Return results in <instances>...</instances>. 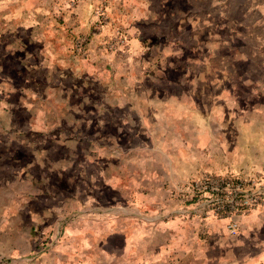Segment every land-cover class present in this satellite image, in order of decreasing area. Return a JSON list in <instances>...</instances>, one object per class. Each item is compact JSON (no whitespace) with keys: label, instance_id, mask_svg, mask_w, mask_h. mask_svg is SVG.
Returning a JSON list of instances; mask_svg holds the SVG:
<instances>
[{"label":"rangeland","instance_id":"1","mask_svg":"<svg viewBox=\"0 0 264 264\" xmlns=\"http://www.w3.org/2000/svg\"><path fill=\"white\" fill-rule=\"evenodd\" d=\"M263 226L264 0H0V264H264Z\"/></svg>","mask_w":264,"mask_h":264},{"label":"built area","instance_id":"2","mask_svg":"<svg viewBox=\"0 0 264 264\" xmlns=\"http://www.w3.org/2000/svg\"><path fill=\"white\" fill-rule=\"evenodd\" d=\"M204 188L206 189L207 188V185L204 186ZM210 190L213 194H216L218 195L219 191H220V185L218 186H215V187H210ZM225 191H227V194L228 195H231L233 197V201H235V199L237 198H241L243 199L244 201L247 200L249 197H252L253 194H256L258 191H255L254 193H251L249 190L247 189H243L242 185L241 184H237V185H231L230 183L228 182H224V188L223 190L221 191V193H223ZM218 212H222V208H219L218 209ZM230 231L233 233V234H236L237 232V225L236 224H233L230 228Z\"/></svg>","mask_w":264,"mask_h":264},{"label":"crops","instance_id":"3","mask_svg":"<svg viewBox=\"0 0 264 264\" xmlns=\"http://www.w3.org/2000/svg\"><path fill=\"white\" fill-rule=\"evenodd\" d=\"M257 229H259L258 227H256L253 231H252V234H256V232H257ZM260 229H264V226L262 227V228H260ZM259 229V230H260ZM264 231V230H263ZM257 236H259V235H257ZM263 239H264V237H263Z\"/></svg>","mask_w":264,"mask_h":264}]
</instances>
